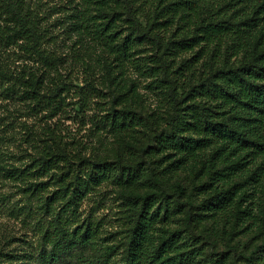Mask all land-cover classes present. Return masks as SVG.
I'll return each mask as SVG.
<instances>
[{
  "label": "trees",
  "instance_id": "trees-1",
  "mask_svg": "<svg viewBox=\"0 0 264 264\" xmlns=\"http://www.w3.org/2000/svg\"><path fill=\"white\" fill-rule=\"evenodd\" d=\"M80 16L92 35L116 62L135 69L159 99L160 112L147 113L139 105L134 86L108 96L93 81L73 86L65 77L50 81L54 56L41 47V18L31 0H0V40L24 43L26 52L38 56L42 67L18 76L17 84L2 93L19 95L54 118L68 113L70 93L77 112L98 109L104 113L95 128L109 127L127 142L115 160L84 155L76 138L63 130L44 133L40 161L19 171L2 166L4 173L30 181L28 187L41 198V210L50 213L61 205L43 233L50 248L48 263L82 252L92 262L103 252L108 264L124 245L126 264H177L165 258L177 235L154 244L159 227L187 212L191 225L198 214L214 213L219 196L199 201L207 182L188 194L183 185L171 190L165 179L214 154L245 153L255 173L264 172V0H81ZM61 63V61H60ZM0 70V81L7 79ZM72 87H75L74 89ZM210 152V153H211ZM49 172L57 187L34 183ZM208 181V180H207ZM105 186L114 187L122 210L121 225L128 238L116 244L103 220L81 208ZM31 191V190H30ZM221 200V199H220ZM97 207L101 202L94 203ZM94 210V209H93ZM174 239V240H173ZM89 250L92 256L84 252ZM14 260L15 256L0 253Z\"/></svg>",
  "mask_w": 264,
  "mask_h": 264
},
{
  "label": "rangeland",
  "instance_id": "rangeland-1",
  "mask_svg": "<svg viewBox=\"0 0 264 264\" xmlns=\"http://www.w3.org/2000/svg\"><path fill=\"white\" fill-rule=\"evenodd\" d=\"M41 18L44 41L41 47L54 56V66L48 70L52 81L65 77L73 86H84L93 81L110 100L113 94L123 93L134 86L139 95V105L147 113L160 112L156 92L146 87L147 81L133 68L116 62L114 56L92 35V27L80 16L81 0H31ZM0 23L2 21L0 19ZM61 61V63H60ZM42 67L39 57H31L24 43L7 44L0 40V70L7 72V79L0 81L3 88L16 85L17 92L23 85L18 76H28L30 70ZM73 89L75 87H72ZM0 89V253L15 256L0 257V264H49L50 248L42 245L43 233L54 216L61 212L56 205L50 213L41 210V198L28 187L30 181L4 173L2 166L19 171L27 169L34 161H40L44 147V133L49 129H61L68 140L76 138L84 155L100 160H115L127 139L109 127L95 128L104 113L98 109L85 115L77 112L76 97L69 94L72 105L68 113L54 118L45 111H37L34 104L19 95L2 93ZM209 151L202 159L176 171L165 179L171 190L183 185L188 194L207 182L199 201L223 196L218 199V209L210 215L204 210L191 225L187 224V212L177 214L167 225L159 227L154 244L177 235L165 258L177 264H264V172L255 173L254 164L244 154H214ZM31 180L48 183L50 191L58 185L53 172ZM208 180V181H207ZM31 190V191H30ZM101 202L97 207L94 203ZM117 190L105 186L93 194L81 208L83 218L92 213L102 219L103 226L114 234L116 244L127 240L126 227L121 225L123 216ZM94 209V210H93ZM174 240V239H173ZM125 246L108 261V264H126ZM92 256L89 250L84 252ZM103 252L95 253L92 262L79 258L82 252L68 258V264H100ZM51 264V263H50ZM56 264H66L62 261Z\"/></svg>",
  "mask_w": 264,
  "mask_h": 264
}]
</instances>
